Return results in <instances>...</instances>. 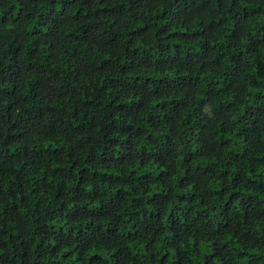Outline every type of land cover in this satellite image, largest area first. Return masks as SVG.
<instances>
[{"label":"trees","instance_id":"obj_1","mask_svg":"<svg viewBox=\"0 0 264 264\" xmlns=\"http://www.w3.org/2000/svg\"><path fill=\"white\" fill-rule=\"evenodd\" d=\"M0 264H264V0H0Z\"/></svg>","mask_w":264,"mask_h":264}]
</instances>
